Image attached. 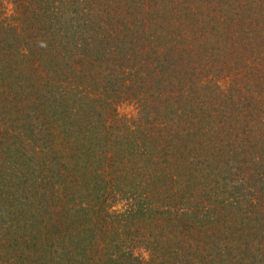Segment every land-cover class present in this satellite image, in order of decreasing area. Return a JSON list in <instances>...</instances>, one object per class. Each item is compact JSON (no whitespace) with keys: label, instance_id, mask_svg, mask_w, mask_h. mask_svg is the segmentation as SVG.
Wrapping results in <instances>:
<instances>
[{"label":"trees","instance_id":"trees-1","mask_svg":"<svg viewBox=\"0 0 264 264\" xmlns=\"http://www.w3.org/2000/svg\"><path fill=\"white\" fill-rule=\"evenodd\" d=\"M0 264H264V0H0Z\"/></svg>","mask_w":264,"mask_h":264}]
</instances>
